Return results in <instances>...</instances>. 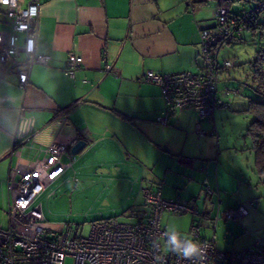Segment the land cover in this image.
<instances>
[{"label": "crops", "instance_id": "crops-1", "mask_svg": "<svg viewBox=\"0 0 264 264\" xmlns=\"http://www.w3.org/2000/svg\"><path fill=\"white\" fill-rule=\"evenodd\" d=\"M202 1L175 0L163 6L160 0H41L37 50L48 56L47 63L32 65L23 87L15 71L3 73L0 64V208L4 209L9 199L10 168L16 162L35 159L39 149L53 141L65 143L70 154L76 141L86 142L77 157L71 154L73 162L65 172L90 152L111 158L114 151L118 154L122 149L140 161L163 159L160 148L165 144L178 165L188 167L182 172L197 195L188 200L198 210L195 217L200 237L213 240L223 250H245L254 242L264 248V195L258 197L255 188L248 189L258 184L251 177L245 179L242 169L227 171L218 162L217 106L212 119L201 121L207 131L203 135L196 132V113L190 106L168 111L162 123L158 118L165 103L160 86L138 80L146 70L177 73L200 69V31L213 24L215 9ZM10 28L5 7L0 5V30ZM23 40L20 34L19 43ZM69 52L83 59L73 77L64 72ZM105 64L110 65V71L104 69ZM21 117L33 119V136L18 154H11ZM212 123L216 125L214 134L210 133ZM188 129L197 137L216 136L214 162L211 155L196 157L191 146H185L188 136L183 134ZM179 177L170 180L174 189L181 185L179 181H186ZM160 192L165 199L177 196L172 190L166 191V197ZM250 199L254 204L246 216L216 219L219 212ZM46 222L64 230L61 221Z\"/></svg>", "mask_w": 264, "mask_h": 264}, {"label": "built area", "instance_id": "built-area-1", "mask_svg": "<svg viewBox=\"0 0 264 264\" xmlns=\"http://www.w3.org/2000/svg\"><path fill=\"white\" fill-rule=\"evenodd\" d=\"M41 0H0L10 20V30H0V64L3 73L15 71L20 85L27 84L32 65L46 64L48 56L37 50L39 7ZM264 11V0L256 2L253 10L244 14L241 30ZM212 17L214 26H204L200 31L199 60L197 72L158 73L146 70L139 81L157 84L162 90L165 110L158 119L166 122L168 111L181 110L187 106L196 113V132L207 133L201 126L204 119H212L218 105H224L219 96L218 77L232 66L230 58L220 59L223 45L238 36L227 22V9L216 5ZM231 22H233L231 20ZM242 22V21H241ZM23 34V43H19ZM31 50L29 51V46ZM83 59L73 52L67 54L65 74L75 75ZM104 69L110 71V65ZM225 95L237 90L224 86ZM78 104L81 100L76 101ZM210 133H216L212 123ZM33 136V119L21 117L15 133V147L11 154ZM40 155L33 160L16 162L7 177L8 202L3 209L6 224L0 223V264H64L72 257V264H264V252L254 242L241 251L218 248L213 240L200 237V225L193 224L187 234H171L161 224L164 211L198 214L191 200H172L161 196L158 189H141L145 207L132 223L115 219L96 220L85 237H69L44 220L36 197L57 180L73 162L65 143L53 141L39 149ZM254 201L249 200L237 207L219 212L217 218L236 219L246 216ZM172 236L180 248L169 244ZM196 242L201 249L191 259L181 254L189 242Z\"/></svg>", "mask_w": 264, "mask_h": 264}, {"label": "rangeland", "instance_id": "rangeland-1", "mask_svg": "<svg viewBox=\"0 0 264 264\" xmlns=\"http://www.w3.org/2000/svg\"><path fill=\"white\" fill-rule=\"evenodd\" d=\"M173 1L175 0H160V5L170 6ZM254 1L234 2L233 9L246 10ZM202 3H209L212 9L215 8L214 0H203ZM256 48L257 40L253 39L250 32H245L241 39L222 46L220 59L230 58L234 66L219 74V96L226 105L217 106L215 119L219 131L218 162L222 168L225 166L227 171L234 172L239 168L242 169L241 173L245 179L251 177L252 181L258 184L256 187L248 188L250 190L255 188L254 190L258 192L256 196H258L259 194L264 195V184L259 183L258 176L253 171L255 170L254 157L250 149V139L246 134L252 116L244 111L248 98H256L248 85V62L254 58ZM224 86L238 89L239 92L225 95L222 90ZM183 136H188L185 146H191L189 148L191 153L196 152V157L204 159L208 157L205 155H211L210 158H213L214 162L216 136L197 137L190 129L184 131ZM170 138L172 139L173 136ZM177 143L179 145V141ZM161 147L163 159L152 158L148 161L132 158L122 149L118 154L114 151L111 158L95 152L86 154L36 197L35 202L42 205L44 220L63 222L64 230L71 238L85 237L89 234L91 224L96 220L111 218L120 222H134L143 208L140 193L143 186L159 187L164 196L167 190H172L174 195H177L172 200H188L190 195L196 197L197 195L192 192V182H188L187 177L184 176L186 172H182V169L188 171V167H180L175 157L167 152L165 144ZM73 156L77 157L78 154ZM179 176L185 178L186 181H179L181 185L174 189L170 180L172 177L180 179ZM67 178H69L68 181ZM198 183L201 184V180ZM50 192L52 194L48 195ZM239 194L240 191L235 193V197ZM244 194L245 191H241V195ZM200 202L201 199H199V204ZM195 216L190 212L164 211L161 224L168 233L185 234L191 225L197 223L198 217ZM6 222L7 216L2 207L0 208V223L6 224ZM219 226L221 225L219 224L217 228ZM72 262V257H66L64 264H72Z\"/></svg>", "mask_w": 264, "mask_h": 264}, {"label": "trees", "instance_id": "trees-1", "mask_svg": "<svg viewBox=\"0 0 264 264\" xmlns=\"http://www.w3.org/2000/svg\"><path fill=\"white\" fill-rule=\"evenodd\" d=\"M238 1L249 2L250 0H216L217 2L216 5H220L227 9V17H226L227 22L230 25V29H232L238 35L235 40L241 39L243 33L245 32H250L251 35L253 36V39L257 40V48L254 52V58L248 62L249 63L248 85L253 91V93L256 95V98H248L247 106L244 108V111L248 112L252 116V119L247 126L246 134L250 139V149L252 150L254 156L255 171L261 178L260 182L264 183V11L256 14L254 16L255 18L254 20L246 24L241 30H238V28L242 26V23L244 22L243 21L244 14L249 12L250 10H253L256 2L259 0H255L254 3L250 5L246 10L240 9L236 11L233 9V3ZM211 19L213 20V24L207 26H214L215 18L212 17ZM231 20L233 22H231ZM233 41L229 43H232ZM232 66H234V62ZM227 69L223 70V72L227 71ZM227 87L232 89V87L230 86ZM234 90H237V93L239 92L238 89H234ZM148 188L153 190L151 187ZM156 189L160 191L159 187H156ZM142 199H143V204H142L143 208L141 209L137 217L141 215L145 207L143 196ZM63 231L65 232V230ZM65 233L67 234V232ZM258 248L261 252H264V248H262L259 243H258Z\"/></svg>", "mask_w": 264, "mask_h": 264}, {"label": "clouds", "instance_id": "clouds-1", "mask_svg": "<svg viewBox=\"0 0 264 264\" xmlns=\"http://www.w3.org/2000/svg\"><path fill=\"white\" fill-rule=\"evenodd\" d=\"M29 51L31 50V45L29 46ZM169 244L172 246V249L175 250L177 248H180V245L177 242V239L175 236H172ZM201 249L199 248L198 244L196 242H189L187 246L183 247L180 254L185 258V259H191L194 257L198 252H200Z\"/></svg>", "mask_w": 264, "mask_h": 264}, {"label": "water", "instance_id": "water-1", "mask_svg": "<svg viewBox=\"0 0 264 264\" xmlns=\"http://www.w3.org/2000/svg\"><path fill=\"white\" fill-rule=\"evenodd\" d=\"M86 145L85 140H78L76 141L71 147H70V152L71 154L75 155L77 154L84 146Z\"/></svg>", "mask_w": 264, "mask_h": 264}]
</instances>
